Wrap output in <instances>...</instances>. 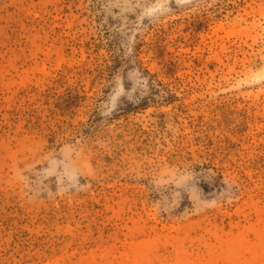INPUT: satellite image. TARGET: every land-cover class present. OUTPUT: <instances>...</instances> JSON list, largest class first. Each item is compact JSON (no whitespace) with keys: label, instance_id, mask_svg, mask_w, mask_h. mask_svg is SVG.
<instances>
[{"label":"rangeland","instance_id":"obj_1","mask_svg":"<svg viewBox=\"0 0 264 264\" xmlns=\"http://www.w3.org/2000/svg\"><path fill=\"white\" fill-rule=\"evenodd\" d=\"M0 264H264V0H0Z\"/></svg>","mask_w":264,"mask_h":264}]
</instances>
